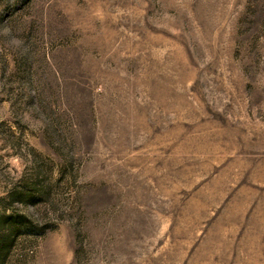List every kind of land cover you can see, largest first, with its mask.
Returning <instances> with one entry per match:
<instances>
[{
  "label": "rangeland",
  "instance_id": "374dc122",
  "mask_svg": "<svg viewBox=\"0 0 264 264\" xmlns=\"http://www.w3.org/2000/svg\"><path fill=\"white\" fill-rule=\"evenodd\" d=\"M0 264H264V0H0Z\"/></svg>",
  "mask_w": 264,
  "mask_h": 264
}]
</instances>
